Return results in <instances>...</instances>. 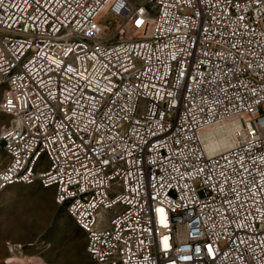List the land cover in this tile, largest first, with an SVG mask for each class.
Wrapping results in <instances>:
<instances>
[{
	"label": "built area",
	"instance_id": "2783aa9c",
	"mask_svg": "<svg viewBox=\"0 0 264 264\" xmlns=\"http://www.w3.org/2000/svg\"><path fill=\"white\" fill-rule=\"evenodd\" d=\"M0 82V192L54 187L96 262L264 264V0H0Z\"/></svg>",
	"mask_w": 264,
	"mask_h": 264
},
{
	"label": "rangeland",
	"instance_id": "374dc122",
	"mask_svg": "<svg viewBox=\"0 0 264 264\" xmlns=\"http://www.w3.org/2000/svg\"><path fill=\"white\" fill-rule=\"evenodd\" d=\"M3 89L0 82V101ZM9 119L0 109V130ZM7 160L0 138V168ZM54 194V187L37 183L0 192V264H100L87 252L85 231Z\"/></svg>",
	"mask_w": 264,
	"mask_h": 264
},
{
	"label": "bare ground",
	"instance_id": "6f19581e",
	"mask_svg": "<svg viewBox=\"0 0 264 264\" xmlns=\"http://www.w3.org/2000/svg\"><path fill=\"white\" fill-rule=\"evenodd\" d=\"M241 123L237 118L227 119L216 123L204 130L203 138L209 153L216 152L233 144L235 139L234 129Z\"/></svg>",
	"mask_w": 264,
	"mask_h": 264
},
{
	"label": "snow or ice",
	"instance_id": "6c2138e0",
	"mask_svg": "<svg viewBox=\"0 0 264 264\" xmlns=\"http://www.w3.org/2000/svg\"><path fill=\"white\" fill-rule=\"evenodd\" d=\"M137 23H140L139 21L137 22ZM158 211H161V212H163V209H159ZM167 238H165V240H166Z\"/></svg>",
	"mask_w": 264,
	"mask_h": 264
}]
</instances>
